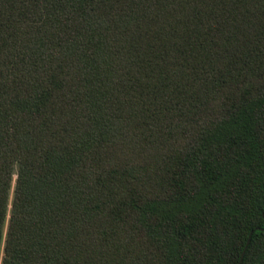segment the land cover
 Masks as SVG:
<instances>
[{
    "label": "trees",
    "instance_id": "16d2710c",
    "mask_svg": "<svg viewBox=\"0 0 264 264\" xmlns=\"http://www.w3.org/2000/svg\"><path fill=\"white\" fill-rule=\"evenodd\" d=\"M248 235L264 264V0H0V264H237Z\"/></svg>",
    "mask_w": 264,
    "mask_h": 264
},
{
    "label": "water",
    "instance_id": "95a60500",
    "mask_svg": "<svg viewBox=\"0 0 264 264\" xmlns=\"http://www.w3.org/2000/svg\"><path fill=\"white\" fill-rule=\"evenodd\" d=\"M250 235V234H249ZM249 235H248V237H247V239H246V243H245V245H244V247H243V249H242V251H241V253H240V256H239V259H238V263L237 264H240V261H241V258H242V255H243V252H244V250H245V248H246V245H247V243H248V241H249Z\"/></svg>",
    "mask_w": 264,
    "mask_h": 264
}]
</instances>
